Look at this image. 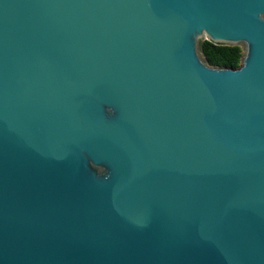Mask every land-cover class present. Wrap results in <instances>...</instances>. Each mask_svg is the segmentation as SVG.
Listing matches in <instances>:
<instances>
[{
  "label": "water",
  "instance_id": "95a60500",
  "mask_svg": "<svg viewBox=\"0 0 264 264\" xmlns=\"http://www.w3.org/2000/svg\"><path fill=\"white\" fill-rule=\"evenodd\" d=\"M0 264H264V0H0Z\"/></svg>",
  "mask_w": 264,
  "mask_h": 264
},
{
  "label": "trees",
  "instance_id": "16d2710c",
  "mask_svg": "<svg viewBox=\"0 0 264 264\" xmlns=\"http://www.w3.org/2000/svg\"><path fill=\"white\" fill-rule=\"evenodd\" d=\"M202 51L207 61L215 66L237 68L241 65L242 48L237 45L217 44L209 40L202 42Z\"/></svg>",
  "mask_w": 264,
  "mask_h": 264
}]
</instances>
